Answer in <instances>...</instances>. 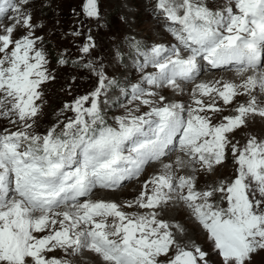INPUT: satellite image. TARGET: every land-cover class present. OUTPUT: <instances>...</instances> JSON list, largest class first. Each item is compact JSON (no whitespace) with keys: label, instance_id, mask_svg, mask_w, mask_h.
Wrapping results in <instances>:
<instances>
[{"label":"snow or ice","instance_id":"obj_1","mask_svg":"<svg viewBox=\"0 0 264 264\" xmlns=\"http://www.w3.org/2000/svg\"><path fill=\"white\" fill-rule=\"evenodd\" d=\"M32 2L0 0V23L13 21L0 27V121L16 129L0 128V264H74L50 255L57 250L65 257L88 250L101 264H209L208 252L177 238L185 234L179 223L162 218L173 204L183 205L205 230L220 264H251L264 251V141L253 135L240 147L230 134L249 117L264 118V0H158L156 15L163 13L176 43L146 46L128 38L142 59L133 61L138 83L109 77L98 58L69 60L65 52L58 64L82 65L98 83L64 104L74 117L58 118L44 132L38 131L37 101L55 77L44 38L35 35L43 25L32 23ZM83 12L99 18V0H86ZM23 28L27 32L15 37ZM95 47L89 32L79 51L88 56ZM114 55L120 58L119 49ZM149 67L155 71L146 72ZM224 68L242 83H196L202 73ZM186 84H194L187 104L168 101L160 91L183 93ZM110 92L117 106H123L119 97L138 101L114 123L102 107ZM242 94L247 101L222 115L218 102L233 105ZM141 106H147L142 114ZM176 151L182 155L163 163ZM229 152L237 165L233 177L198 189V173H213ZM153 163L162 170L135 199H92L95 190L115 191L139 179Z\"/></svg>","mask_w":264,"mask_h":264},{"label":"rangeland","instance_id":"obj_2","mask_svg":"<svg viewBox=\"0 0 264 264\" xmlns=\"http://www.w3.org/2000/svg\"><path fill=\"white\" fill-rule=\"evenodd\" d=\"M84 2L85 0H33L28 7V11L33 15L32 23L43 25L42 29L36 30L35 35L44 38L43 47L47 52L48 68L55 77L54 80L42 86L41 90L44 95L41 101H37L38 104L42 105L38 129L40 132H44L51 125L55 124L58 118L67 122L69 117H74L73 112L64 110V104L73 102L79 96L90 94L98 83L96 75L84 70L82 65L73 67L58 64L57 58L64 55L65 52L69 60H76L78 58L97 60L98 58L99 62H103V66L109 77H115L121 81L138 83L141 79V73L138 71V65L134 64L133 61L136 59L142 62V59L136 56L134 50L129 48L127 43L128 38L133 37L146 46L176 43L171 34L165 29L167 21L164 19L163 13H160L159 18L156 15L158 0H99V7L101 9L99 18H88L84 14ZM217 3H223V0H209L210 5ZM152 10L153 17H151ZM12 15L14 14L9 13V16ZM12 24L13 21L6 17L0 23V27H8ZM77 29L82 34L80 36L71 35ZM26 32L27 29L23 28L14 32V36L20 37ZM89 32L95 40L96 47L91 51L90 55L82 56L79 46L85 42ZM118 49L120 51L119 59L114 55ZM149 71H155V69L149 67L146 69V72ZM208 75L207 72L201 74L196 83L202 82L201 80L210 82L221 78L227 81H234L238 84L243 81V77L238 76L234 71L210 73ZM184 87L185 91L183 93H174L171 89H161L160 91L168 101L187 104L190 103L189 94L194 84H186ZM101 99L103 100L104 97H101ZM115 99L110 92L107 105H102L109 123H114L115 116L125 114L126 109H134L138 103V101L129 102L127 97H119L118 99L123 106H117L114 102ZM205 99L207 100V98ZM247 99L248 97L242 94L235 98L233 105L224 106L222 101H219L218 106L225 109L222 115H230L234 114L231 111L234 106L246 102ZM85 106H88V104ZM145 110H147V106H141V114ZM4 126H8L13 131L16 130L7 121H0V128ZM230 135L234 138L233 142L239 141L240 147H243L253 135L256 136L258 141H264V118L259 116L249 117L244 127H241ZM181 155L182 153L178 152L173 157L165 159L163 163H172ZM162 167L160 163H153L151 166H148L146 172L144 171V176L142 174L139 179L126 184L112 199L109 195L104 196L101 193L103 191L100 189L95 190L92 199L106 198L105 200L111 199L110 201L121 204L125 201L133 200L143 190L144 182L148 181L153 175L158 174L162 170ZM236 168L237 165L234 164L232 154L229 152L224 164L217 166L213 173H198L197 188H205L206 181L212 183L233 177ZM124 210L132 211L135 209L125 208ZM161 215L163 219L172 223H179L185 229L183 236L177 233V238L181 242H193L199 245L202 250L209 253V264H220L221 258L213 250V243L208 238V234L191 217L189 211L183 205L173 204L166 208ZM173 231L175 232L176 230L173 229ZM90 252L83 250L77 256L65 257L62 250H57L50 255L70 258L74 261V264H98L100 257ZM251 264H264V251L254 255Z\"/></svg>","mask_w":264,"mask_h":264},{"label":"bare ground","instance_id":"obj_3","mask_svg":"<svg viewBox=\"0 0 264 264\" xmlns=\"http://www.w3.org/2000/svg\"><path fill=\"white\" fill-rule=\"evenodd\" d=\"M151 17H153V10L151 11ZM159 24V23H158ZM158 35H160V34H158ZM208 75V74H207ZM208 76H210V75H208ZM233 76V75H232ZM204 78V77H203ZM206 79V78H205ZM231 79V78H230ZM210 80V79H209ZM174 159V158H173ZM163 166V165H162ZM100 193V192H99ZM97 195V194H96ZM110 197H111V199H112V197L113 196H115V195H117V192H115V193H109L108 194ZM106 199V198H105ZM108 199V198H107ZM110 199V200H111ZM91 253V252H90ZM92 255V254H91ZM98 264H101V258H100V261L98 262Z\"/></svg>","mask_w":264,"mask_h":264}]
</instances>
